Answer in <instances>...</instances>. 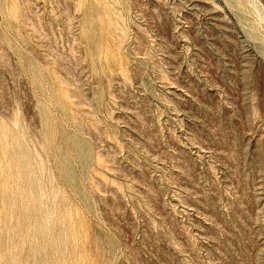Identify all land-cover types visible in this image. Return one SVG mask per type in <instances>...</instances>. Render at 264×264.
Returning <instances> with one entry per match:
<instances>
[{"label": "rangeland", "instance_id": "1", "mask_svg": "<svg viewBox=\"0 0 264 264\" xmlns=\"http://www.w3.org/2000/svg\"><path fill=\"white\" fill-rule=\"evenodd\" d=\"M108 1L0 0V264H264V0Z\"/></svg>", "mask_w": 264, "mask_h": 264}, {"label": "bare ground", "instance_id": "2", "mask_svg": "<svg viewBox=\"0 0 264 264\" xmlns=\"http://www.w3.org/2000/svg\"><path fill=\"white\" fill-rule=\"evenodd\" d=\"M110 1V2H109ZM108 2V4H107V8L109 9L110 8V11H113V8H114V5L112 4V1L111 0H109ZM120 12V11H119ZM118 12V13H119ZM117 13V14H118ZM120 14V13H119ZM110 22V21H109ZM116 25H117V23H116ZM25 143H26V145L28 146V148H30L31 146H29V143H28V140H27V142H26V140H25ZM79 145V144H78ZM78 145H77V147H78ZM84 146V150H83V152L81 153V149L79 148V153H80V155L81 154H83L82 155V157L84 158V160H89L90 158H91V151H90V148L86 145V144H84L83 145ZM31 150H32V148H31ZM34 153H36V152H34ZM27 155V154H26ZM33 155V159L32 160H35V163H36V166L34 165V168H33V170H32V172H33V177H34V181H36V188H35V193H36V195H37V198L39 199V201H40V204L42 205V208H43V211H44V215H45V217L44 218H46L45 220H46V222H47V224H50L51 223V220L53 219V217H54V211H53V205H54V200H53V198H52V195H54V194H56V191H55V188L54 187H51L48 183H46V181H45V177H43V171H44V166H43V163L40 161V159H39V154H38V156H37V154H36V157H35V154H32ZM20 157V156H19ZM64 162H65V166H66V168L68 169V171L70 172V166H69V162H68V160L64 157ZM25 161H26V163L30 166V163H29V161H31V155L30 156H28V157H26L25 158ZM17 163V162H16ZM12 168V167H11ZM10 168V169H11ZM20 172V171H19ZM22 174V173H21ZM16 175H17V173H16ZM19 175V174H18ZM12 176V175H11ZM23 177V176H22ZM49 179H51V178H48L47 180H49ZM17 181H18V178H17ZM21 182V181H20ZM19 182V183H20ZM18 183V182H17ZM32 185V184H31ZM21 186H23V185H21ZM33 186V185H32ZM16 188H18V187H15V189ZM23 188V187H22ZM21 188V189H22ZM14 189V188H13ZM17 190V189H16ZM11 191H13V190H11ZM15 191V190H14ZM30 191H31V189H30ZM23 192V191H22ZM27 192V191H26ZM52 194V195H51ZM55 236V235H54ZM47 239V238H46ZM1 241H2V233L0 234V243H1ZM8 242V241H7ZM10 242V241H9ZM5 244H7V243H5ZM54 244V243H53ZM17 245L18 246H20L21 245V239H20V236H18L17 237ZM55 248V247H54ZM32 256H34V257H36L37 256V254H38V251H39V249H38V247H33L32 248ZM56 254V253H55ZM1 260V259H0Z\"/></svg>", "mask_w": 264, "mask_h": 264}]
</instances>
